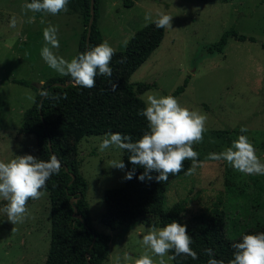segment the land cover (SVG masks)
I'll use <instances>...</instances> for the list:
<instances>
[{"label":"rangeland","instance_id":"rangeland-1","mask_svg":"<svg viewBox=\"0 0 264 264\" xmlns=\"http://www.w3.org/2000/svg\"><path fill=\"white\" fill-rule=\"evenodd\" d=\"M127 1L99 0L97 27L102 43L107 41L115 52H123L133 35L150 24L144 19L146 14L172 17V26L164 28L159 47L128 80L131 84L154 85L141 90L138 97L145 103V93L173 95L187 82L184 91L174 97L182 107L207 117L203 141L193 145L203 166L169 183L164 209L183 203L182 218L186 221L218 208L226 213V236L232 240L249 228L263 226L264 175L244 174L223 160L207 157L246 135L264 163V0H129L130 7L125 5ZM27 3L0 0V161L5 163L26 154L37 157L35 137L19 130L38 92L7 81L25 80L33 86L63 77L41 57L43 29L49 24L58 26L59 48L52 51L69 61L76 55L84 30L79 14L67 11L42 14L37 19L30 11L25 14L23 6ZM13 17L14 28L10 26ZM30 17H34L32 22ZM229 30L255 41L228 39L221 53H208L207 48ZM241 127L247 132L241 133ZM104 137H84L76 155L86 182L92 227L111 238L104 264H135L145 253L159 264L160 258L142 244L149 229L158 227L153 218L138 224L124 223L115 231L101 223L104 191L124 184V169L110 164L123 161L122 150L110 147L99 151ZM42 193L40 199L27 203L25 220L15 225L3 211L7 201L0 199V264H44L51 224L49 194ZM169 257V253L164 257L166 264H173Z\"/></svg>","mask_w":264,"mask_h":264},{"label":"trees","instance_id":"trees-1","mask_svg":"<svg viewBox=\"0 0 264 264\" xmlns=\"http://www.w3.org/2000/svg\"><path fill=\"white\" fill-rule=\"evenodd\" d=\"M125 5L130 7L132 3L128 0ZM98 6L99 0H93L92 9L91 0H69L68 12L79 14L84 25L75 57L102 43V35L96 23ZM92 12L94 19L87 40V27ZM41 15L34 13L37 19ZM164 32V28H157L152 23L137 31L123 52L114 53L110 63L111 77L98 75L95 87L91 89L79 86L70 76L51 78L43 83L40 90L25 80L7 81L31 87L38 92L33 106L24 114L19 132L35 137L37 159L47 161L55 155L61 164L59 173L53 174L41 189L49 194L51 224L49 249L44 264H104L107 261L111 238L92 227L86 201V182L80 173L81 162L76 157L77 146L86 136L120 133L131 136L135 141L148 131L146 118L138 115L146 105L137 94L154 85L131 84L128 80L159 47ZM228 39L255 41L229 30L209 46L207 52L221 53ZM186 86L187 82H184L172 96L182 93ZM129 155L122 150V160L126 165L123 186L107 189L103 193L104 212L100 220L111 231L117 230L124 223L138 224L149 217L154 219L159 228L173 221L186 225L187 233L193 239L191 248L197 253L198 259L181 255L172 259L173 264H208L210 257L204 251L208 248L213 249V258L229 264L233 259L234 243L239 242L243 235L264 232L263 225L247 229L235 240L228 238L227 216L218 208L200 212L184 221L183 203L174 204L165 210L164 200L169 183L190 168L189 160L184 162L183 170L179 174L170 175L167 182H157L155 176L158 173L155 172L151 173L152 180L140 181L139 176L144 169L133 166L129 162ZM133 167V178L125 179L126 173L132 171ZM32 200L29 199L27 203ZM173 255L174 252H169V256Z\"/></svg>","mask_w":264,"mask_h":264},{"label":"clouds","instance_id":"clouds-1","mask_svg":"<svg viewBox=\"0 0 264 264\" xmlns=\"http://www.w3.org/2000/svg\"><path fill=\"white\" fill-rule=\"evenodd\" d=\"M68 3L69 0H31L23 7L25 14L30 11L43 15H57L68 11ZM144 19L160 29L172 26V17L164 13L158 14L156 18L149 13ZM32 20L34 17L29 18V22ZM41 23H45L43 18ZM10 26L13 28L16 26L15 17L10 21ZM57 33L58 26L49 24L43 29L45 46L41 49V57L50 68L61 75L70 76L76 84L88 89L95 87L98 75L111 77L110 63L115 50L107 41L90 47L88 51L69 61L52 51L59 48ZM145 96L146 107L138 112V115L146 118L148 131L135 141L131 136L107 133L99 145V151L103 152L110 147L127 151L130 154L129 162L144 169L143 174L139 176L140 181L152 180L151 173L155 172L158 173L155 176L157 182H167L170 175L179 174L183 170L186 160L192 164L185 174H194L198 167L203 166L193 145L203 141L206 115L182 107L172 95L158 97L152 93H145ZM240 131L245 133L247 128L241 127ZM207 159L223 160L244 174L264 175V163H261L255 147L246 135H240L222 152L209 153ZM110 164L112 168L117 169L126 167L123 161H111ZM60 168V161L55 155L47 161L28 154L16 156L7 163L0 161V199L7 201L3 211L10 223L15 225L25 220L29 199H40L43 194L41 189L45 187L46 181L53 174H58ZM134 175L135 167L126 173L125 179L131 180ZM192 243L193 239L187 233V226L176 221L168 223L163 228L153 226L142 238V244L160 258L159 264H166L164 257L169 252L175 253L169 259L181 255L198 259L197 253L191 248ZM232 247L233 259L229 264H264V232L243 235ZM204 251L210 257L208 264H224L222 260L213 258V249L208 248ZM135 264H154V261L145 253L135 260Z\"/></svg>","mask_w":264,"mask_h":264},{"label":"water","instance_id":"water-1","mask_svg":"<svg viewBox=\"0 0 264 264\" xmlns=\"http://www.w3.org/2000/svg\"><path fill=\"white\" fill-rule=\"evenodd\" d=\"M92 4H93V0H91V9H92ZM94 19V14L93 12L91 13V17H90V20L88 22V27H87V40H88V36L90 34V31H91V25H92V21ZM43 84L42 83H37V84H34L33 87H35L37 90H40L42 88Z\"/></svg>","mask_w":264,"mask_h":264}]
</instances>
